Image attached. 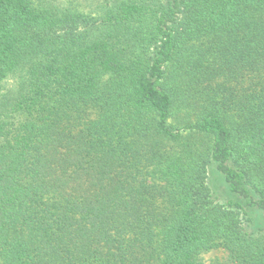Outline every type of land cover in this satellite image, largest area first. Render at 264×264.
I'll return each instance as SVG.
<instances>
[{"label":"trees","instance_id":"16d2710c","mask_svg":"<svg viewBox=\"0 0 264 264\" xmlns=\"http://www.w3.org/2000/svg\"><path fill=\"white\" fill-rule=\"evenodd\" d=\"M106 2L0 0V264H264V0Z\"/></svg>","mask_w":264,"mask_h":264},{"label":"rangeland","instance_id":"374dc122","mask_svg":"<svg viewBox=\"0 0 264 264\" xmlns=\"http://www.w3.org/2000/svg\"><path fill=\"white\" fill-rule=\"evenodd\" d=\"M44 4H50L60 9L71 8L72 10H79L85 13L97 15L101 9L107 5V0H39ZM19 73L11 76L4 82V89L2 95H11L19 86ZM175 125L176 123L173 122ZM207 185L211 192V200L215 205L224 206L231 200H236V197L229 191L228 185L224 178L215 169H210L208 173ZM244 225L254 234H259L264 238V216L258 211L249 210L248 214L244 216ZM203 264H214L217 262L227 263L229 254L225 249L218 248L205 252L201 255Z\"/></svg>","mask_w":264,"mask_h":264}]
</instances>
